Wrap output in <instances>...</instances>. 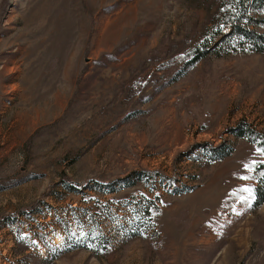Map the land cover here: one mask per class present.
<instances>
[{
    "label": "rangeland",
    "instance_id": "rangeland-1",
    "mask_svg": "<svg viewBox=\"0 0 264 264\" xmlns=\"http://www.w3.org/2000/svg\"><path fill=\"white\" fill-rule=\"evenodd\" d=\"M216 5L0 0V264H264V53L182 59Z\"/></svg>",
    "mask_w": 264,
    "mask_h": 264
},
{
    "label": "trees",
    "instance_id": "trees-1",
    "mask_svg": "<svg viewBox=\"0 0 264 264\" xmlns=\"http://www.w3.org/2000/svg\"><path fill=\"white\" fill-rule=\"evenodd\" d=\"M216 1L210 35L205 42L191 49L188 46L186 55H182L183 61L187 59V64L196 65L211 56L264 53V0ZM235 131L239 137L259 144L264 153L263 136L254 135L251 129L246 130L243 125ZM258 170L264 175V163Z\"/></svg>",
    "mask_w": 264,
    "mask_h": 264
}]
</instances>
